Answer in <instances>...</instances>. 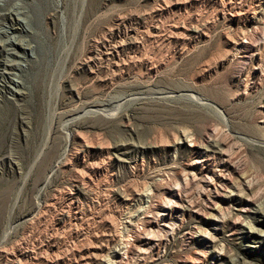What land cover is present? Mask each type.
<instances>
[{
	"label": "rangeland",
	"instance_id": "obj_1",
	"mask_svg": "<svg viewBox=\"0 0 264 264\" xmlns=\"http://www.w3.org/2000/svg\"><path fill=\"white\" fill-rule=\"evenodd\" d=\"M259 2L0 0V29L15 10L25 23L14 91L0 47V264H102L120 243L114 264H264V216L240 219L197 183L183 192L198 209L169 236L136 214L184 180L196 154L174 151L181 130L218 135L231 180L264 205V14L252 59L232 42Z\"/></svg>",
	"mask_w": 264,
	"mask_h": 264
},
{
	"label": "bare ground",
	"instance_id": "obj_2",
	"mask_svg": "<svg viewBox=\"0 0 264 264\" xmlns=\"http://www.w3.org/2000/svg\"><path fill=\"white\" fill-rule=\"evenodd\" d=\"M259 3H260L259 4L260 11H258V10L252 11V12L250 11L251 13H249V12L245 13V11L244 12L241 11L242 8H240L238 4L233 6V10H232L231 14H234V15L237 14L238 15L241 12H243L245 18L248 20V23H251L252 25L251 24L250 25L253 28L252 33H247L248 32L247 30H246L247 32H245L243 30L240 33V35L238 34L239 36L234 41H232L234 43L233 49H235V53H237L239 59L240 58L245 59V60L246 59H252L254 56L255 44L250 39H251V35L253 36L257 33V31H258V30H256L257 25L261 22V18H262L261 16L264 14V0H261V2H259ZM18 12H16V10H15V13H13V11H12L13 17H14V14H16V16H17V18L15 19V21L17 20L16 22H13L14 18L11 17V19H13L12 23H10V25L6 24L7 27L8 26L9 27L5 28V29H0V47L5 52V55H6V58L8 61L4 65L3 72L9 79L10 85L8 84V86H9V89L11 91L14 89L13 86L16 87L19 84L18 80L14 79L12 77V76L17 75V73H16L17 71L12 72V69L18 70V69L22 68L20 62H18V63L13 62L12 56L13 57L18 56V52H20L21 50H23V51L25 50V47H24L25 45H23L19 41V39L16 37V34H15L16 29H18V28L21 29L20 25L25 26L24 20L18 17ZM226 54H228V53H226ZM191 99L194 100V98H191ZM195 100H196V98H195ZM197 101H200V100L197 98ZM216 113L222 117V111L220 112V110H216ZM211 130H213V129H211ZM176 136H177V138H174L172 141V145H174V148H175L174 151H177V148H179L180 145H185V146H189L190 151L194 152L196 155H194V157L191 158L190 162L188 163L189 168L186 170V172L184 171L186 173V174L184 173V178H183L184 180L183 181L177 180V182L174 183L173 185L169 184L168 186L165 187L166 191H167V196L165 197V199L163 201H161L162 203L153 204V211H150L151 213H153L152 215H149V213L145 214L146 207L148 205L147 206H140L139 209L136 208L137 210H139V213H136V214H138L140 216L144 215V217L146 218L145 220H147V222L149 224H152L153 227L149 228L150 232H152V231L157 232L158 235H160L159 238L167 237L174 231L175 227L179 224L181 218L185 214H187L188 212L189 213L196 212V210L198 209V208L196 210L194 209L196 203L194 201L190 200V198L188 199L187 196L183 192V191H185L188 183H197L196 184V185H198L197 190L199 191V193H201V195L202 194L208 195L211 193L212 194L211 197L213 195H216V196H221L223 198H227V200L231 201L233 203V205H241L242 204V207L239 208V210L243 212L242 214L239 215L240 217H238L240 219L245 220V218L247 216L249 218L250 212L258 213V217L264 216V205L258 201L255 202L251 198H248L246 196V195H248L247 192L250 189V185L247 183L248 181L245 180V178H243V180H242L243 184H245V188H247V191H246V190L239 189V187H237V185H236L237 182L235 184L233 182L234 180L233 181L231 180L232 178H230V175H229L230 173L228 174V172H231L230 170L234 169V168L230 167V163H229L230 159L227 155L228 153H227L226 148H225V143L217 137L218 135L214 134V132H209L204 137H202L200 139H196L189 132L181 130L180 134L176 135ZM61 158L62 157H58V159L55 163V167H57L60 164ZM79 184H81V183H79ZM79 184L78 183L75 184L76 190H79V188H81ZM198 191H197V193H198ZM147 192H149V191H147ZM148 194H150V193H144L142 196V198L145 199L144 200L145 202H147ZM249 197H251V196H249ZM206 198L203 197V199H201V200L205 201L204 203H206V201H207V203H209V205L213 206L214 198H211L212 200L210 198H208V200H207ZM73 200L74 199L72 197H70V201H73ZM215 202H216V200H215ZM71 204H74V203L71 202ZM216 207L218 208V206H216ZM219 211H220V212H218L219 216L218 215L216 216V214L214 216H212V219L216 220L217 223L220 221V217L224 218V216H225V215H222L223 212H221L220 208H219ZM213 214H214V212H213ZM74 216H73V218H74ZM228 216H230V215H228ZM128 217H130V216H128ZM136 217H137V215H136ZM252 217L254 218V214H252ZM263 219H264V217H263ZM221 221H223V220L221 219ZM241 222H242V220H241ZM219 223H221V222H219ZM246 223L250 224L248 219L246 220ZM242 224L244 225L243 222H242ZM248 226L251 227V225H248ZM220 228H222V226ZM208 236H209V234H208ZM159 238H154V237L152 238L149 236L146 238L144 244L151 247L150 245H152L154 243L152 240L155 239L156 243H157L160 240ZM125 244L120 243L119 245H117L111 251V254L109 255V257L107 256L108 258H106V259L104 258L105 260H103L102 264H114L116 262H121V251H122V249L126 248L127 245H125ZM198 260H200V259H198ZM40 264H41V262H40ZM43 264H47V263L44 262Z\"/></svg>",
	"mask_w": 264,
	"mask_h": 264
}]
</instances>
